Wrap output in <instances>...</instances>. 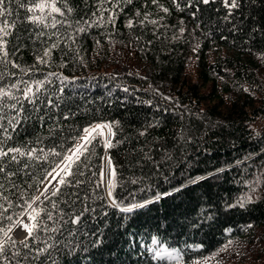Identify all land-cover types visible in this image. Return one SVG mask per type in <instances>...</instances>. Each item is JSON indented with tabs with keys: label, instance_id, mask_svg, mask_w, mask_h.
Here are the masks:
<instances>
[{
	"label": "trees",
	"instance_id": "16d2710c",
	"mask_svg": "<svg viewBox=\"0 0 264 264\" xmlns=\"http://www.w3.org/2000/svg\"><path fill=\"white\" fill-rule=\"evenodd\" d=\"M232 3L2 0L0 264H264V0Z\"/></svg>",
	"mask_w": 264,
	"mask_h": 264
},
{
	"label": "rangeland",
	"instance_id": "374dc122",
	"mask_svg": "<svg viewBox=\"0 0 264 264\" xmlns=\"http://www.w3.org/2000/svg\"><path fill=\"white\" fill-rule=\"evenodd\" d=\"M259 124H261V123H259ZM259 124L257 123V124H255L254 125V128L255 129H259ZM105 127L106 126H104V127H101L102 128V133H103V135H104V138H105V140H106V137H107V135H106V133H105V131H104V129H105ZM88 135V134H87ZM87 135L86 136H84V137H82L78 142H77V144H76V147L72 150V154L74 153V151H76V149L79 147V146H81V144L83 143V141L86 139V137H87ZM107 141V140H106ZM71 154V155H72ZM75 157V155L73 154V158ZM105 162H106V160H105ZM105 170H106V168H105ZM55 179H56V175H53L48 181H47V183H46V185L44 186V188H43V190H42V192H41V196L43 195V194H45L48 190H50L51 188H52V186H54V184H55ZM103 179L105 180V182H106V177H105V171H104V174H103ZM261 189H262V185L260 184V183H258V184H256L255 186H254V195L256 196L260 191H261ZM106 191H107V193H108V195L110 194V192L108 191V189H107V186H106ZM30 221L26 218V217H24V218H22V220L19 222V224L12 230V232H11V236H13V238H15L16 240H22V238H24V237H26L27 236V233H28V231H29V229H30ZM22 233V234H21ZM18 234V235H17ZM147 250H148V253L149 254H153L154 255V259L156 260V261H161V260H164V259H166V260H168V261H173V262H175V263H177V264H180V260H181V255H180V253H178V251H171V250H168L166 247H158V243H157V241H153L152 243H151V245H149L148 247H147ZM237 252H240L241 253V248L239 247H237L236 249H235Z\"/></svg>",
	"mask_w": 264,
	"mask_h": 264
},
{
	"label": "bare ground",
	"instance_id": "6f19581e",
	"mask_svg": "<svg viewBox=\"0 0 264 264\" xmlns=\"http://www.w3.org/2000/svg\"><path fill=\"white\" fill-rule=\"evenodd\" d=\"M104 131H105V133L107 135V140L109 141L110 135H111L110 128L106 127L104 129ZM105 168H106V170H105ZM105 168H104V171H105L106 182L104 180V184H105V188L107 186L108 191H110V185H111L110 182H111V177H112L113 174H112V169H111L109 160L107 158H106V162H105Z\"/></svg>",
	"mask_w": 264,
	"mask_h": 264
},
{
	"label": "snow or ice",
	"instance_id": "6c2138e0",
	"mask_svg": "<svg viewBox=\"0 0 264 264\" xmlns=\"http://www.w3.org/2000/svg\"><path fill=\"white\" fill-rule=\"evenodd\" d=\"M203 2H204V3H208L209 0H203ZM225 2L227 3V0H225ZM0 3H2V0H0ZM231 6H232V7H235V6H236V4H235V0H233V3H232ZM101 127H104V126H97V128H101ZM95 130H96V129H93V130H91V131H95ZM85 132H86V133H89V135L91 134V133H90V130H88V129H85ZM108 146L110 147L111 144L109 143Z\"/></svg>",
	"mask_w": 264,
	"mask_h": 264
},
{
	"label": "water",
	"instance_id": "95a60500",
	"mask_svg": "<svg viewBox=\"0 0 264 264\" xmlns=\"http://www.w3.org/2000/svg\"><path fill=\"white\" fill-rule=\"evenodd\" d=\"M106 127H108V126H106ZM106 127H105V128H106ZM108 128H109V127H108ZM110 133H111V135H110V139H111V136H112V131H111V129H110ZM87 139H88V138H87ZM110 139H109V140H110ZM106 140H107V137H106ZM107 142H108V140H107ZM82 144H84V142H83ZM82 144H81V146H82ZM106 158L108 159V157H106ZM108 160H109V159H108ZM109 163H110V160H109ZM110 166H111V163H110ZM104 190H105V192H107V191H106V188H105V184H104Z\"/></svg>",
	"mask_w": 264,
	"mask_h": 264
}]
</instances>
